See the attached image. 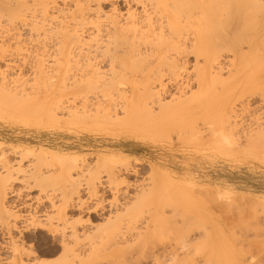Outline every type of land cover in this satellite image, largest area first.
<instances>
[{
  "label": "rangeland",
  "instance_id": "rangeland-1",
  "mask_svg": "<svg viewBox=\"0 0 264 264\" xmlns=\"http://www.w3.org/2000/svg\"><path fill=\"white\" fill-rule=\"evenodd\" d=\"M86 1L88 0H0V86L13 90L14 92L17 91L16 93L23 92L26 96L28 94H32L30 97L35 95L38 99L28 100L26 98V100L25 98H18L16 101L5 100L7 101L6 103L3 99V101L0 100V152L3 151L1 148H4V152L6 153L5 158L3 157V159L1 157L0 161V218L4 219L8 215L11 217L8 220L9 222L14 223L18 220L20 223L19 226L23 228L25 224L21 221L22 219H17L18 216L30 217L37 203L40 202L39 199H46L45 197L48 193L53 194V197L57 196L54 197L55 199L53 201L46 203L47 207L48 204L54 203L53 205H49L51 208L49 207L46 210L44 208L38 209L41 210L39 215L43 224L50 226H37L29 229L27 236L31 238H24L25 240H23L21 237L22 234L19 232L20 229L15 231L11 235L12 237L6 234L3 235L0 231V257L8 260H5L7 261L5 263L1 261L0 264H13L14 250L12 246H15L14 243L17 246L19 245L18 247L20 245L21 247L24 246L26 251L35 249L38 256H33L34 258L31 257L29 260L26 256L23 258L28 264H39L38 262H44V260L45 263L50 260L48 262L49 264L53 260L55 263L56 261L60 263L64 256L65 258L67 257V254L64 255L65 251L59 246V240H57L59 237L56 235L57 237L54 239V234L49 230L52 227L55 228L57 226L55 223L57 222L53 220L55 226L48 219L52 214L55 217V212H57V207L52 208V206L55 207V204H58V207L60 205L62 206L64 198L69 194L72 195L73 202H77V206L79 204L81 205V199L85 204L83 205V209L89 206L88 209H84L83 211L80 210V207H78V210L76 208L77 206L73 208V211H68V217L72 216L69 218L70 221L72 219V222L80 221V219L83 221L74 222L76 226L78 225L77 228H79L78 233L81 235V242L84 241L79 244L84 245L82 249L86 248L80 251L81 246L78 244L80 246V248L78 246V250L80 251H78L79 253L77 252L79 254L78 258L85 259L89 254L88 257H92L93 261L97 260V262H101L100 264H264V145H262L263 148L258 147L260 146V143H258L259 145L256 147L257 143L255 144L253 139L264 130V71L255 70V73H253L255 78L252 81L256 85H259L260 88L243 90L235 89V87L241 82L243 83L242 85H246L245 78L243 79L245 76L244 73L242 72L240 74L241 72L239 73L234 69L231 72L228 69L224 70L223 78H229L230 75H237V73L240 76L237 80L239 82L230 84L227 90L222 85L217 86V99L227 97L226 99L230 100L226 103L224 102V106L228 104V107L224 110L223 104L221 106L218 104L217 106V112L221 113L223 110L222 112L225 115L223 116L226 118L222 123L225 131L219 125L222 132L216 135L210 131L211 127L199 123L193 130L186 128V131L183 130L184 133L178 132V130L177 132H167V134L162 132L152 134L143 133L138 137H132L129 134H122L113 125L101 124L100 126L97 125V122L93 121L94 119L91 120L93 123L89 119L85 121L86 119L84 118V120L81 116L89 110V104L87 103H91L90 106L92 107L90 109L93 107L96 108L95 110L94 108L91 109V113L96 114L98 110L97 104L99 103L98 97H91V94L95 91L90 94L87 92V89L83 88L81 92L83 93L85 89L87 90L85 91L88 94L87 97L90 95L89 98H85L86 94L80 95L78 90H81L82 86L86 85L88 78L90 79L89 81H92V76L96 77L99 72H105L108 69L106 67L107 64L102 62L103 56H100L102 51L105 50L101 48V42L106 38L105 36L103 38L102 34H107L106 29H110L111 31L115 30L113 23L117 20L118 27L126 25V22H128L126 19L130 16L129 13L131 12L136 13L138 16L142 14L146 16L148 14L146 12H151L153 10L152 6H156V2H159V0H143L144 2H132V0H129V2L126 0ZM169 9L171 10L172 8ZM255 14L257 16L256 12ZM111 15L113 18H111ZM224 15L223 18H225ZM182 20L184 21L185 19ZM142 27L144 28L142 29L143 31L147 30L146 25ZM101 28L104 32L98 31ZM128 42L131 44L132 41L130 42L129 40ZM190 44L191 42L189 41L184 46L189 47ZM58 45L62 47H58ZM122 45L126 49L130 46L128 44ZM97 47L100 50L99 56V50L95 49ZM122 47L121 44L120 47L118 46L117 54H120V48L121 51L125 49ZM244 49H246L245 52L248 51V44L243 46L242 50L244 51ZM170 55L176 54L175 52H171ZM180 57L183 58L182 60L188 62V71H192L197 63L195 55L191 54L186 56L185 53ZM89 59L94 60L91 62ZM201 59L203 60V58ZM82 61L85 63L90 62L92 65L90 63V65L88 63H82ZM229 61H235L234 55L228 54L225 56L224 62L227 66L230 63ZM200 62L202 63L201 60ZM84 66H88V68H84ZM80 67L82 69H79ZM99 68L102 70L100 71ZM88 69L94 75L90 71H87ZM96 70L97 75H95ZM83 71L86 74L90 72L87 75L88 78L85 77L86 74H83ZM82 76L86 79H83ZM183 77L185 79L187 74L184 73ZM81 79L85 82L83 83ZM192 82V85L186 88V92H188L187 96L190 95L189 92L192 93L198 89L196 83ZM77 83L81 84L78 85ZM172 92L179 96L175 88ZM96 93L101 95V89L99 91L97 89ZM178 96L168 95L165 101H171L173 97ZM83 97L85 99H82ZM86 99L88 100L86 101ZM95 102L97 103L95 104ZM47 104L49 105L48 109L50 108L49 111L54 110L55 107L57 110L48 112ZM77 106L78 110H75ZM19 107H25V109L28 107V111L26 110L25 112V109H22V111L21 109L16 110ZM40 107H44L45 112ZM70 111H74L75 113L73 112L74 114H72ZM82 111L86 112L82 113ZM89 115L91 114L89 113ZM94 115L89 116V118H93ZM122 115L123 113L121 112H112L114 118ZM84 117L86 116L84 115ZM78 120L81 123L84 121V123L81 124L80 121L77 122ZM223 131L224 133L231 132L232 136L228 138ZM22 153L25 154L24 157ZM105 161L115 163L118 169L112 163ZM69 162L73 164L78 163L79 165H76L79 167H75L71 172H68L66 167H69ZM123 164L124 166L125 164L127 166L130 164V171L125 170ZM93 165L96 167L94 168ZM110 167L113 169L111 170ZM39 168L43 170L45 175H51L48 179H44V183L46 184L36 183L32 177L33 173ZM119 168L123 170L119 172ZM96 169L99 170L98 173L101 172V176L98 173L95 175L97 172ZM134 170L138 172L134 173ZM7 175L10 176V181L7 186V192L9 194L5 196L1 189L3 187L1 181ZM92 175H98L99 177H93ZM152 175H157L155 182L152 180ZM113 177H116L119 181L115 183L117 179L115 178L113 180ZM69 178L74 179L75 183L73 181V185L76 187L75 189H77L78 193L75 191V194L74 192L72 194L69 188L66 187L70 183V180H66ZM96 178L98 180L94 181ZM111 178L112 180H110ZM152 181L153 184L150 183ZM91 182L95 184L93 185ZM116 184H119V190H122L118 201L114 200ZM73 185L72 187L74 188ZM92 186H95L93 187L95 188L94 191ZM111 186H114L115 188H113L115 190H112L113 188ZM143 186L144 188L148 187L145 191L147 190V192L152 193L149 195L150 197L148 195L144 196H148V200L146 198V200L139 201L141 198L138 199L135 195L140 196L142 193L140 191L143 190ZM60 187L63 190L58 189ZM149 189L152 190L148 191ZM157 189H161V192L166 197L168 195L164 200L165 202L168 201L170 205L168 202L166 203L168 206L163 205L165 203L163 202L164 200L160 201L163 194L161 195L162 197L158 198ZM62 193L66 196L61 199L60 197L63 195H60ZM214 194H216V197ZM169 197L173 198L175 202L171 201V199L168 200ZM136 198L137 202L135 201ZM138 201L142 204H137ZM170 201L174 202L175 206H171L173 203ZM214 201L217 202L215 203ZM98 203L99 205H97ZM133 203H135L134 206ZM93 205L96 206V209H94L95 206L93 207ZM176 205L179 207H176ZM128 206L130 209H128ZM158 206L160 210L161 206L166 207L164 215L169 217L168 220L166 219L165 221L163 217L162 219L158 217L160 215L159 213L162 212L158 209V215L156 214V210L159 208ZM121 208L123 209L121 210ZM128 210L131 211L128 212ZM138 212L140 213L138 214ZM181 212H183L184 216L190 214L187 216L192 218L187 223L191 224L195 232L190 233L189 239L191 241L189 243L194 244L196 249L193 247V249L189 247L181 248L176 245V239L179 238L182 232V226L184 227L182 224L183 220L187 219V217H181L183 216ZM120 213L124 215L122 214V216ZM174 213L176 214L174 215ZM136 215H141L139 217V224L137 223V229L139 230L134 229L135 231L132 230L127 233L129 239L127 236L128 240L127 242L124 241V244L122 243L123 245L121 244L123 241L119 239V246L122 245V247L120 246L121 249L120 247L117 248V242H119L117 240L119 237H117V233L114 235L111 226L107 227V231L105 232L107 225L105 223L109 221V218L111 220L113 218L115 221L117 216L122 218L121 220L119 219L120 221L125 222L124 220L126 219L127 221L128 219L127 216L132 218ZM155 215L157 221L162 220L161 222L165 225V228H163V224L160 226V222L158 221L159 223L157 222V224L160 227L155 224L154 227H159V229L155 228V230L152 226L153 231L150 228V236L148 235L147 239H143L146 240V243H144L141 237L140 240L142 241L138 242V236L142 230H144L142 232L143 234L147 231V224ZM177 215H181V218L179 217L180 220ZM43 219L45 221L47 220V223ZM193 219L194 223L197 222L198 225L192 224ZM4 220L7 221V219ZM176 222L179 225H173ZM165 223L167 226L170 225V227L166 228ZM99 225H102V227H99ZM48 227L50 228L48 229ZM175 228L176 230L178 228V230L176 231ZM100 229L104 232H99ZM206 229L208 230L207 232H205ZM96 231L98 232L96 233ZM86 232H88L89 236H91L90 233H95H92V236L95 235V237L93 236L94 240L91 238L90 240L86 236ZM102 233H106V236ZM69 234H71V231ZM98 236L99 238H96ZM103 236H105V239ZM135 238H137V242L134 241ZM53 239L57 241L54 242ZM149 239H151L150 244ZM13 241L15 242L13 243ZM24 242H26V245ZM99 242L106 247V243L108 245L113 244L111 245L112 249L111 246L107 247L113 253L109 252L111 251L110 249H105V251L107 250L106 252L102 250L99 253L92 251L91 245L89 244L93 243V247V245L95 246ZM113 242H116V244L114 245ZM136 243L137 245L140 244L139 248H136ZM141 243L143 245L145 244L144 247H142L143 245ZM52 244L54 245V251L52 254H47L45 251H51L53 249L51 248L53 246ZM146 244H149V247L152 246L153 249L151 247L148 248ZM126 245L131 246L128 248ZM134 245L136 246L134 247ZM166 245L167 249L165 248ZM55 246H57L56 250ZM200 246L202 249L199 248ZM124 247L127 251H122ZM113 248L118 253H114L115 250ZM72 258L74 262H77V258ZM55 259L58 260L55 261ZM80 260L78 259V261ZM75 264H79V262Z\"/></svg>",
  "mask_w": 264,
  "mask_h": 264
},
{
  "label": "bare ground",
  "instance_id": "bare-ground-1",
  "mask_svg": "<svg viewBox=\"0 0 264 264\" xmlns=\"http://www.w3.org/2000/svg\"><path fill=\"white\" fill-rule=\"evenodd\" d=\"M88 1H86V2H88ZM126 1L129 2V0H126ZM133 1L144 2L143 0H132V2ZM139 4H141V3H139ZM156 4H154L156 6H152L153 10L151 12H146V13H148V14H146V16H143V14L141 16L140 15L138 16V15H136V13L134 14L132 12L129 13L130 16L128 15L129 17L127 16L128 18L126 19V21H128V22H126V25L123 24L124 26L118 27L117 26L118 20L117 21L115 20L117 22V23L116 22L113 23L115 25L114 26L115 30L111 31L110 29L109 30L106 29L107 34H105V35L102 34L103 38H104V36L106 38H108V39L105 38V40H103L101 42L102 43L101 48L105 49V50H103L101 55H100L99 47H97L95 49L99 50L98 56L99 55L103 56L102 62H105L107 64L106 67H108V69L105 72L104 71L101 73L99 72L98 75L96 73L98 70L97 69L95 71V75H97L96 76L97 78L95 76H94L95 78L92 76V81H89L90 79L87 76L88 73L90 74L91 70L88 69L87 71H90V72H87V74L84 73V71H83V74H86L85 77L88 79H87L86 85L82 86L81 90H78L80 92V95L86 94L87 92H89L91 94V93H93V91H95L94 92L95 94L94 93L91 94V97H94V98L98 97L97 98L98 102H99L97 104L98 110H97L96 114L94 113L95 114L94 115L93 113H91V109H93L94 107L90 109V107H92V106H90L91 103H87V104H89L88 105V107H89L88 112L90 111L89 113L91 115H94L95 117L93 116V118L92 117L89 118V116H91V115H89L88 112H87L88 115H86L87 114V113H85L87 111L86 110V111H82V113H85V114H83L81 116V118L82 117H83V119L85 118L86 119V120L84 119L85 121H87V119H89L90 121L92 119H94L93 121L97 122V125H100V126H101V124L113 125L117 129H119L122 134H129L132 137H138L139 135H141L143 133L152 134V133L162 132V133L167 134V132H170V131L171 132H173V131L177 132L178 130H179L178 132L184 133L183 130L186 131V128H191L193 130V129H195V126H197V124H199V123L200 124L202 123L204 125L211 127L210 131L214 135L221 133L222 131H221L220 126H222V123L226 118V117H224L225 115L222 111L228 107V104L225 106H224V104L230 99L227 100L226 99L227 97L217 99V86L222 85L223 87H226V90L229 89L230 84H232L234 82H236V83L239 82L237 80H238L240 74H242V72H243L245 75L243 77V79L245 78L244 80H245L246 85H242L243 83L241 82L239 85H236L237 87H235V89L251 90V89L260 88V86L256 85V83L253 82L252 79L255 78V76H253V73H255V70L264 71V67H263L264 66V0H159V2L157 1ZM142 5H143V3H142ZM169 8H172V9L170 10ZM255 12L257 13V16H256ZM258 13H261V14H259L260 16L258 15ZM118 14H120V13H118ZM223 15L225 18H223ZM111 18H113L112 15H111ZM111 18H109V19H111ZM115 19H116V17H115ZM182 19H185V20L183 21ZM84 23H86V22H84ZM239 24H243V25L239 26ZM143 25H146V27H147L146 31L142 30V29H144L142 27ZM99 28H100V26H99ZM102 28L99 29L98 31L104 32L102 30ZM72 34H75V33H72ZM248 35H249V37H248ZM129 37H130V39H129L130 42L132 41L131 44H129V42H128ZM234 37L236 38L235 40H234ZM76 41H78V40H76ZM189 41L191 42L189 47L184 46ZM94 42H96V41H94ZM99 43H100V41H99ZM120 44H121V47L123 46L122 44L130 45L129 48H127V49L125 47H122V48H125L123 51H121V48H120L119 52L121 55L117 54V50L119 49L118 46L120 47ZM245 44H248L249 49L247 52H245L246 49H244V51L242 50V48ZM61 45H58V47ZM63 45H65V44H63ZM98 46H99V44H98ZM94 47H95V45H94ZM63 49H64V47H63ZM91 50H92V48H91ZM114 50H116V52H114ZM80 51H81V49H80ZM84 51H86V50H84ZM111 52H113V53H111ZM171 52H175V54L177 56L176 55H170ZM58 53H60V52H58ZM185 53H186V56L193 54L196 57L197 63L195 64L192 71H188V66H187L188 62L182 60L183 58L180 57L181 55H183ZM95 54H96V52H95ZM95 54L93 53V55H95ZM228 54L234 55L235 61H231V62L229 61L230 63L227 66L226 63L224 62V58ZM58 55H60V54H58ZM93 55H91V57ZM255 56H257V57H255ZM92 58H94V57H92ZM201 58H203V60ZM93 60H90V61L92 62ZM200 60L202 61V63L200 62ZM69 62H68V64H69ZM82 63H85V62L82 61ZM86 63H88V62H86ZM89 63H88V65L91 64V63L90 64ZM60 64H61V61H60ZM260 64H262V65H260ZM94 66L97 67L96 65H94ZM230 66H231V68H230ZM85 67L88 68V66H84V68ZM79 69H82V68L80 67ZM226 69H228V71H230V72L234 69L235 71H238L239 73L240 72L241 73L240 74L237 73V75H235V74L230 75L229 78H223L224 70H226ZM101 70L102 69H100V71ZM184 73L187 74V77L185 79H183ZM77 76H76V78H77ZM83 76H82V78L86 79ZM74 78H75V75H74ZM5 79H6V77H5ZM77 79L79 80V78H77ZM77 79H76V81H77ZM83 79H81V80L84 83L85 81H83ZM243 79H242V81H243ZM191 81L196 83L198 89H197V91H194L192 93L189 92L190 95L187 96L188 92H186V88H188L192 85ZM77 84L79 85L81 83H77ZM173 87L175 88V91H177V93H179V96L172 92L174 90ZM74 88H76V87H74ZM83 88L87 89L88 91L84 89L83 93H82L81 91ZM95 89L96 90L98 89V91L101 89V95L96 93ZM85 91H87V92H85ZM16 92L17 91L14 92L13 90H9V89H6V88L0 86V100L1 101H3V100L4 101L5 100L16 101L18 98H25V99L27 98L28 100H38L37 97H35V95L33 97H30L32 94H30V95L28 94L26 96V94H24L23 92H21V93L20 92L16 93ZM87 95L88 94L85 95V98H89L90 95L88 97H87ZM168 95L169 96H178V97H173L171 101L170 100L165 101V99L168 97ZM85 98L83 97L82 99H85ZM87 100L88 99H86V101ZM7 101H5V103ZM96 103L97 102H95V104ZM218 104H220V106L223 104L224 108H223V110L221 109L222 110L221 113L217 112ZM48 106L49 105L47 104V109H48ZM54 106H57V105H54ZM94 106H96V105H94ZM27 108L25 109V107L24 108L19 107L16 110L21 109V111H22V109H25V112H26ZM40 108H41V110L43 109L42 111L45 112L44 107H40ZM76 108L77 109H75V110H78V106ZM49 109L47 110L48 112L51 111V110L49 111ZM95 109L96 108H94V110ZM29 110H30V108H29ZM55 110H57L56 107L51 112H53ZM74 111H70V113L74 114L75 113ZM80 111H78V113H80ZM114 111H115V113H117V112L123 113V115H122L123 117L120 116V117L114 118L112 116V112H114ZM23 112H24V110H23ZM78 113H77V115L80 116ZM49 114L51 115V113H49ZM72 114H70V115H72ZM84 115L86 117H84ZM75 117H76V115H75ZM78 119H79V117H78ZM80 120H82V119H80ZM80 120H78L77 122H79ZM93 121H91V122L93 123ZM80 123H81V121H80ZM82 123H84V121H82ZM223 127L224 126H222V129H224ZM224 131H225V129H224ZM224 131H223V133H224ZM125 132H131V133H125ZM134 132H137V133H134ZM170 133H169V135H170ZM195 134H194V136H195ZM224 134H226V136H228V138L232 136L231 132L230 133L225 132ZM224 134H222V135H224ZM253 139H254V143L255 144L257 143L256 147L259 145L258 143H260V146H258V147L263 148L262 145H264V130L261 131L260 134H258ZM250 140H251V138H250ZM253 146H255V145H253ZM1 150H3V151L0 152V155H1L0 161H1V157L3 158L6 154L4 152L5 151L4 148L3 149L1 148ZM6 152H7V150H6ZM24 153H22L23 157L25 156ZM105 162L112 163L111 161H109V162L105 161ZM69 164H70L69 167H66L68 172L69 171L71 172V170L75 167L76 168L79 167V166H77V165H79L78 163H76L77 164L76 165V164L69 162ZM112 164L114 165L115 168H117L115 166V163H112ZM129 165L130 164H128V166H127L125 164V166H124V164H123V166L125 167V170L128 171L130 169ZM95 167L96 166H94V168ZM88 168H90V167H88ZM112 169L113 168H111V170ZM96 170H97V172L95 173V175L99 171L98 169H96ZM121 170H123V169H121ZM121 170L119 168V172ZM132 170H133V168H132ZM89 171L91 172V170H89ZM119 172H117V173H119ZM137 172H138L137 170H134V173H137ZM100 173L101 172H99L98 174L100 175ZM95 175L94 176L92 175V176L93 177H99L98 175L97 176H95ZM50 176L51 175H48V176H47V174L45 175V173L43 172V170L41 168L37 169L32 175L35 182L39 183V184L40 183L46 184V183H44V179L46 180ZM92 176H91V178H92ZM114 176H117V175H114ZM111 177H112V175H111ZM152 177H153L152 180L155 182L157 179V175H154V176L152 175ZM152 177L150 176V178H152ZM91 178H87V179H91ZM115 178L116 177H113V180H115ZM2 180L3 181H1V182H2L3 187L1 189L4 192V195L6 196L9 194L7 192V190H8L7 186H8V183L10 181V176L7 175V177H3ZM66 180H70L69 181L70 183L67 182L70 184V187H69V184L66 187L69 188V191L72 192V194H73V192L75 194V191H77V189H75L76 187L73 185L74 179L72 180L71 178H69ZM78 180H80V179H78ZM95 180H98V178L94 179V181ZM110 180H112V178ZM149 180L151 181V179H149ZM117 181H119V180L117 179L115 183H117ZM146 181H147V179H146ZM153 181L150 183L153 184ZM78 182H80V181H78ZM74 183H75V181H74ZM91 183H93V185L95 184L94 182H91ZM119 184H116L117 186L115 185L116 190L114 189L115 188L114 186H113L114 188L111 186L113 188V189L112 188L111 189L116 191V192H114V195L116 193L114 200H117V201L119 200L120 192L122 191V190H119V186H120ZM152 184H150V185H152ZM72 185L74 186V188L72 187ZM93 187H95V186H92V188ZM72 188L75 190L73 191ZM87 188H88V186H87ZM142 188H143V190L140 191V192H142L141 193L142 197H141V194H140V196L135 195V197L137 196L138 199L141 198L139 201L146 200V198L152 193V192L151 193L147 192V190L145 191V189L148 187L144 188V186H143ZM58 189L63 190L61 187ZM71 189H72V191H71ZM94 189L95 188H93V191H94ZM65 190H68V189H65ZM91 190H90V193H91ZM138 190H140V189H138ZM151 190L149 189L148 191H151ZM59 192H61V191H59ZM62 192H64V191H62ZM88 192H89V189H88ZM77 193H78V191H77ZM93 194H94V192H93ZM157 194L159 195V196L156 195V196H158V198L165 196L164 193L161 192V189L160 190L157 189ZM52 195L53 194L48 193L45 197L46 199H44V198L42 200L39 199L40 202L37 203V206L34 209V211L30 217H27V218L21 217V216H18V218L16 217L17 219H19V218L22 219L21 221L24 222L25 225H23L24 226L23 228L21 226H19L20 223L18 220H16L14 223L9 222L8 220L11 217H9L7 214H6L7 215L6 217H8V218H6V217L4 218V219H7V221L0 218V231H1V233L3 235L6 234V235L11 236V235H13V233L15 231H18L20 229L19 232L22 234L21 237L23 240H25L24 238H28V239L31 238V237L27 236L28 235L27 231L29 229L37 227V226H42V227L50 226L48 224H46V225L43 224V221H41V218L39 215L41 213V210H38V209H43V208L45 210L47 208L49 209V207H50L49 205H51L52 203L48 204V207L46 206V203L49 201H53L55 199L54 197H57V196L53 197ZM69 195H71V194H69ZM69 195L67 197H65L66 195H64V193H62L60 195L62 197H60V198L62 199L63 197H65L63 205L62 206L60 205L58 207L57 206L58 204L57 205L55 204L54 205L55 207L52 206V208L57 207V212H55L56 215L54 217L53 214H52L53 215L52 216L48 213L50 216H49V219L47 217H46V219H48V221H50L52 223H53V220H56L57 223H55V224L57 226L53 223V225H55L56 227L55 226H54L55 228L48 227V229L50 228L49 230L51 231V233L54 234V239L57 236L59 237V239L57 238V240H59V246H61V248L65 251V252L63 251L64 255L67 254L68 258L67 257L65 258V256H64V258L61 259V262L64 263V261H65L66 264H75L78 262H79V264H96L97 260L93 261L92 257L91 258L88 257L89 254L87 255V258L85 257V259L84 258L83 259L78 258L79 257L78 253L81 250L86 249V248L82 249V247L84 245L82 246V244H79V243H83L84 241L81 242V240H82L81 235L78 233L79 228H77L78 225L76 226V224H75L77 222L82 221V219H80V221H77V222L74 221L75 223L72 222L73 219L70 221L69 218H71L72 216L68 217V211L69 212L73 211V208L75 206H77L76 205L77 202H75V201L73 202L72 195L71 196H69ZM146 195H148V196L144 197ZM214 195L216 197V194H214ZM163 197H162V199H160V201L166 199L168 197V195H167V197L165 196V198H163ZM137 198L135 200L136 202H137ZM148 198H147V200H148ZM20 199H22V198H20ZM73 199H74V197H73ZM169 199H171V201H174L173 198H171V197H169L168 200ZM77 200H78V198H77ZM83 200H84V198H83ZM214 200H216V199H214ZM18 201L20 202V200H18ZM22 201H23V199H22ZM139 201L137 204L141 205L142 203H139ZM19 202H18V204H20ZM82 202L83 201L81 199V202H80L81 205L79 204L80 206L78 205L76 208L79 210L78 207H80V210H82V211L84 209L85 210L88 209L89 206H87L88 208L83 209V205H85V204H84V202L83 203ZM163 202H165V200ZM167 202L168 201H166L163 205L168 206V205H166ZM174 202H171V203H173V204H171V206L174 205ZM214 202L216 203L217 201H214ZM85 203H86V201H85ZM134 204L135 203H133V206H134ZM147 204L149 205L148 202H147ZM86 205H87V203H86ZM97 205H99V203ZM169 205H170V203H169ZM94 206L95 205H93V207ZM129 206H131V205H129ZM129 206H128V209H130ZM165 206H161V210H160V207L158 206L159 208H157L156 214L158 215V212H159L158 209L160 211H162L161 213H159L160 215L158 217L160 219H162V217H163V219L166 221V219L168 220L169 217L164 215V212L166 210ZM150 207H149V209H150ZM176 207H179V206L176 205ZM97 208H99V207H97ZM94 209H96V206L94 207ZM122 209L123 208H121V210ZM103 210H102V212H103ZM129 211H131V210H128V212ZM150 211H151V209H150ZM126 212H127V210H126ZM139 213L140 212H138V214ZM141 213L143 215L142 211H141ZM144 213H145V211H144ZM181 213L183 214V212H181ZM120 214H118V215H120ZM175 214L176 213H174V215ZM14 215H16V214L14 213ZM46 215H47V213H46ZM94 215H96V214H94ZM187 215H190V214H187ZM187 215L186 216H184V214H183V216L177 215L178 218L181 216V217H187V219L183 220L182 224L184 225V227L182 225H181L182 228L178 226L179 228L182 229V232H181L179 238L176 239V245L180 246L181 248H188L189 247L191 249L192 247L193 248L196 247V246H194V244L189 243L191 241V239H189L190 233L195 232V229L191 226V224L187 223L188 221H190L192 219L191 217H190L191 218L190 219L189 216H187ZM0 216H1V214H0ZM120 216L119 217L117 216L115 221L113 220V218H112V220H111V218H109L108 219L109 221H107V223H105V225L106 224L108 225V226L106 225V228H105L106 230L103 228L102 229L105 230V232H106L107 227L111 226L112 231H114V235H116L115 233H117V237H119L117 241H119V239H121V241H123V242H121V244L122 243L124 244V241L127 242V240L129 239V235H127V233H129L130 231H132L134 229H137L138 224H139L138 223L139 217L141 215L140 216L136 215V216H133L132 218L127 216V218H128L127 221H126V219L125 220L123 219L125 222L120 221L122 219V218H120ZM174 217H176V216H174ZM170 218H171V216H170ZM180 218H179V220H180ZM188 218H189V220H188ZM174 220H175V218H174ZM158 221L160 222V226H161V224H163L161 222L162 220H158ZM158 221H157V218L155 215L151 218L150 222L147 221L148 224L145 222L147 224V229H146L147 231L144 232V234L142 233L144 230L141 229L142 232L139 231V232H141V234L140 233H139L140 235L138 234L139 235L138 236L139 237L138 242L142 241L144 238L147 239L148 235L150 234V230L152 229L154 231L156 226H159L157 224ZM175 221H177V219ZM45 222L47 223V220ZM50 222H48V223L52 224ZM169 223H171V222H169ZM178 223H180V222H178ZM78 224H80V223H78ZM154 224L156 225L155 227H154ZM187 224H189V225H187ZM192 224L198 225L197 222L194 223V219H193ZM102 225H99V227H102ZM173 225L177 226L179 224H177V222H176V224H173ZM186 225H187V227L185 228ZM199 225H201V224H199ZM152 226L154 227V229L151 228ZM163 226H164L163 228H165L164 224H163ZM202 226H203V224H202ZM159 227H157V228L159 229ZM167 227H170V225L167 226V224H166V228ZM171 227H172V225H171ZM196 227H198V226H196ZM141 228H142V226H141ZM183 228H185V229H183ZM103 230L100 229L99 232H102ZM137 230H139V229H137ZM175 230H176V228H175ZM177 230H178V228H177ZM70 231H71V234H69ZM153 231H152V233H153ZM207 231L208 230L206 229L205 232H207ZM97 232L98 231H96V233ZM86 233H87V235L86 234L85 235L89 239L91 238L94 240L95 235H93L94 237L92 236L93 232L90 233L91 236H89L88 232H86ZM178 233H179V231H178ZM178 233H176V234L178 235ZM93 234H95V233H93ZM100 234H98V235H100ZM102 234H104V233H102ZM133 235H134V232H133ZM105 236H103L104 239H105ZM112 236H113V232H112ZM127 236H128V239H127ZM87 237H85V238L87 239ZM140 237L142 240H140ZM96 238H99V236ZM115 238H116V236H115ZM115 238H113V239H115ZM151 238H152V236H151ZM136 239L137 238H135V240H134L135 242H137ZM57 240H54V242ZM101 240H100V242H102ZM108 241H109V239H108ZM143 241H144V243H146V240H143ZM148 241L150 244L151 239H149ZM195 241H196V239H195ZM14 242L15 241H13V243ZM22 242H21V244H22ZM100 242L96 243L95 246L93 245V247H92V244L94 242L92 244H89V243L88 244L91 245V248H92L91 250L96 252V253L102 252V250L104 252H106L107 250L105 251V249L109 250L110 248H107V247L113 245L111 243H110L111 245H108L106 243V245H107V247H106L105 245L102 244L103 242L102 243H100ZM116 242L115 243L113 242L114 245L116 244ZM173 242H175V241L173 240ZM25 243L26 242H24V244ZM14 244H15V246L14 245H13L14 247L12 246V248L14 250L13 251L14 258L12 259L13 264H28V262L25 259H23V258H25V256L28 258V260L31 257L34 258L33 256H38L37 252L35 251L34 248L31 250H29L30 249L29 248V249H27L29 251H26V249H24L23 245H22L23 247H21V245H20V247H21L20 248V247H18L19 245L17 246L16 243H14ZM78 244L81 246L80 251L78 250V246H79ZM119 244H120V241L117 242V245H118V246L116 245L117 248H119L120 246L122 247V245H123L122 244L119 246ZM149 244H146V245H148V248L151 247V249H153L152 246L149 247ZM136 245H137V243H136ZM136 245H134V247ZM144 245L142 247H144ZM80 246H79V248H80ZM130 246L131 245H128L127 247L130 248ZM137 246H136V248H139L140 244ZM53 247H54V245L51 248H53ZM55 247H56L55 248V250H56L57 246H55ZM113 247L115 248V246H113ZM121 247H120V249H121ZM166 247H167V245L165 246V248ZM174 247L177 248L176 246H174ZM89 248H90V246H89ZM89 248H88V250H89ZM145 248H146V246H145ZM199 248L202 249L201 246ZM111 249H112V246H111ZM120 249H119V251H120ZM141 249H143V248H141ZM53 251H54V248L51 251L46 250L45 252L47 254L48 253L52 254ZM122 251H127V250L124 247V250H122ZM109 252L113 253L112 250ZM116 252L118 253L117 250L114 251V253H116ZM70 256H71V258L74 257V259L77 258V260H76L77 262H74V260H72L73 258L71 259ZM75 256H77V257L75 258ZM78 259L79 260L81 259V260L78 261ZM5 260H7V259L0 257V262L2 261L5 263L8 261V260L7 261H5ZM23 260H25V261H23ZM56 260H58V259H55V261ZM48 262H50V260L46 261V263H45V260H44V262L41 261L38 263L39 264H49ZM53 262H54V260L50 264H60L61 263V262L58 263L59 261H56V263L55 262L53 263ZM63 263H61V264H63ZM100 263H99V261L97 262V264H100Z\"/></svg>",
  "mask_w": 264,
  "mask_h": 264
}]
</instances>
